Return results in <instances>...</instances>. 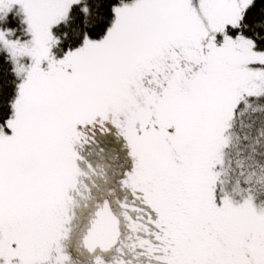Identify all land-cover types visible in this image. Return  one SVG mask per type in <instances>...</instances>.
Segmentation results:
<instances>
[{"label":"snow or ice","instance_id":"snow-or-ice-1","mask_svg":"<svg viewBox=\"0 0 264 264\" xmlns=\"http://www.w3.org/2000/svg\"><path fill=\"white\" fill-rule=\"evenodd\" d=\"M0 264H264V0H0Z\"/></svg>","mask_w":264,"mask_h":264}]
</instances>
